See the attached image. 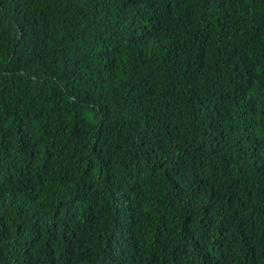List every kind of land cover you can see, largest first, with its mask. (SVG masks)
I'll list each match as a JSON object with an SVG mask.
<instances>
[{
  "label": "trees",
  "instance_id": "16d2710c",
  "mask_svg": "<svg viewBox=\"0 0 264 264\" xmlns=\"http://www.w3.org/2000/svg\"><path fill=\"white\" fill-rule=\"evenodd\" d=\"M0 264H264V0H0Z\"/></svg>",
  "mask_w": 264,
  "mask_h": 264
}]
</instances>
